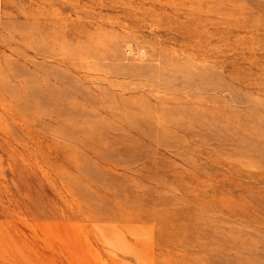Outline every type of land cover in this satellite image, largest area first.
Segmentation results:
<instances>
[{
    "label": "rangeland",
    "instance_id": "1",
    "mask_svg": "<svg viewBox=\"0 0 264 264\" xmlns=\"http://www.w3.org/2000/svg\"><path fill=\"white\" fill-rule=\"evenodd\" d=\"M0 264H264V0H0Z\"/></svg>",
    "mask_w": 264,
    "mask_h": 264
}]
</instances>
